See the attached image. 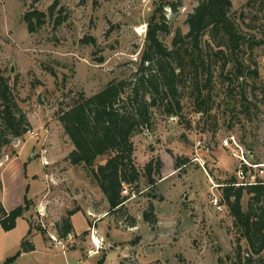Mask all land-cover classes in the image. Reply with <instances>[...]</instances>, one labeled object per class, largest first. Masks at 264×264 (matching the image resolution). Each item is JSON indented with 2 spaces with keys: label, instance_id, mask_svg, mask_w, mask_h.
<instances>
[{
  "label": "rangeland",
  "instance_id": "1",
  "mask_svg": "<svg viewBox=\"0 0 264 264\" xmlns=\"http://www.w3.org/2000/svg\"><path fill=\"white\" fill-rule=\"evenodd\" d=\"M51 2L40 0L33 8L46 12ZM197 2L60 0L68 13L66 22L54 29L48 21L36 33H29L23 14L30 9V0H0V68L29 123V130L0 148V158L18 154L0 168V188H7L8 210L32 199L40 186L39 198L44 200L41 210L33 211L32 204L24 217L17 218L13 229L5 231L0 225V264L21 249L29 222L35 230L28 236L34 251L21 252L7 264H230L239 234L226 206L221 203L223 208L218 211L212 199H220L219 187L235 175L236 160L221 146L225 136L233 134L252 152V161L264 164V0H231L237 22L241 13L244 16L239 24L243 33L262 40L253 54L259 77L256 98L245 104L248 114L239 112L238 96L229 98L219 84L206 119L188 103L181 117L154 114L153 127L136 134L132 141L136 165L142 168L150 158H158L160 177L154 176L152 185L143 179L138 188L125 185L127 194L121 195L128 198L123 206L110 210L106 198L84 192V183L95 184L82 166L66 160L72 145L58 121L59 111L74 95H91L136 68L147 22L155 9L162 6L170 25V33L160 36L169 46L177 30L187 31L185 18ZM168 3H174L175 8ZM86 37L92 40L85 42ZM198 140L203 145L199 149L195 147ZM195 156L198 162L192 160ZM105 158L98 157L94 166ZM176 158L187 162L177 167ZM39 172L47 175L43 183L31 181L28 191L24 178ZM261 177L264 179V174ZM246 200L244 195L243 208ZM79 205L90 206L94 214L86 215L87 228L80 234L82 243L77 244L83 251L64 256L60 247L74 248L77 242L71 240L73 231L60 237L57 224L70 211L66 208L77 210ZM150 206L151 221H146L143 213ZM84 217L80 215V219ZM239 244L244 250L243 238Z\"/></svg>",
  "mask_w": 264,
  "mask_h": 264
},
{
  "label": "trees",
  "instance_id": "2",
  "mask_svg": "<svg viewBox=\"0 0 264 264\" xmlns=\"http://www.w3.org/2000/svg\"><path fill=\"white\" fill-rule=\"evenodd\" d=\"M39 1L30 0V9L23 14L29 33H36L48 21L54 29L66 22L68 13L60 0H52L46 12L33 8ZM197 1L185 18L187 31L177 30L169 46L160 36L170 33V25L162 6L155 9L147 22L145 44L136 68L127 76L110 80L91 95L77 93L66 108L59 111L58 121L72 145L66 160L84 168L105 196L110 210L123 206L128 198L121 195L125 185L138 188L142 179L152 185L154 176L160 177L162 163L158 158H150L142 168L136 165L132 141L136 134L153 127L154 114L181 117L188 103L206 119L213 110L217 84L224 87L229 98L238 96L239 112L246 115L249 110L245 104L250 105L256 98L259 71L253 54L262 40L255 34L243 33L239 24L243 23L244 16L241 13L237 22L231 0ZM168 5L175 8L174 3ZM84 40L89 42L92 38ZM27 130L26 115L0 68V148ZM100 156L106 158L95 167L94 162ZM186 162L185 159L174 160L177 167ZM258 181L235 185L237 179L232 175L219 187L220 201L239 234L230 264H264V179ZM244 195H247L245 208L241 203ZM32 204L25 199L23 204L6 210L0 200L3 230L13 229L16 219L23 217ZM152 209L150 206L149 211L143 213L146 221H151ZM73 211L60 218L57 224L60 237L73 231L70 220ZM32 227L29 222L21 249L4 264L12 262L21 252L34 250L28 239ZM240 238L245 240L244 250L240 247Z\"/></svg>",
  "mask_w": 264,
  "mask_h": 264
},
{
  "label": "crops",
  "instance_id": "3",
  "mask_svg": "<svg viewBox=\"0 0 264 264\" xmlns=\"http://www.w3.org/2000/svg\"><path fill=\"white\" fill-rule=\"evenodd\" d=\"M252 153V152H251ZM32 154V153H31ZM33 156V155H32ZM18 157V154H16L14 157H11V158H5V156L4 157H1L0 158V168H2L6 163H8V162H11V160L13 159H16ZM255 162H257V161H255ZM259 162V161H258ZM260 163V162H259ZM43 168V167H42ZM41 172V171H40ZM38 173V174H32L30 177V179H29V176L28 175H26V177L24 178V179H26L27 181H28V191H30V188H31V181H37V182H40V183H43V181H44V178L47 176V175H45V173H43V175L41 174V173ZM87 183V182H86ZM84 183V185H83V190H84V192L85 193H87V195H93L94 197H96L97 198V196H99L100 197V199H105V197H104V195H103V193L100 191V189H99V187L97 186V185H92L91 183ZM41 185V184H40ZM1 189V188H0ZM6 189L7 188H5V190H2L1 189V191H0V194L2 193V199H1V202H3L2 204H4L3 206L5 207V209L6 210H8V209H10V208H7L6 207ZM40 189H41V186L40 187H38V188H36L35 190H34V197L32 198V199H30V200H32V202H33V207H32V209H33V211H35V212H38L37 210H41V208H42V206H43V202H44V200L43 199H41V198H39V195H41L40 194ZM90 192V194H88V192ZM43 195H44V193H43ZM41 199V200H40ZM38 200V201H37ZM104 201V203L106 202L105 200H103ZM107 203V202H106ZM78 207V209L77 210H74L73 211V213L71 214V216H70V220H71V224H72V226H73V232H72V234H71V237H72V239L71 240H73V241H75V242H77L76 243V245L75 246H73L74 248H67L66 250H65V252L63 253L62 252V254L65 256V254H67L68 252H70V253H73V252H77V249H79L81 252L83 251L82 249H80V248H82V247H77V244H80V243H82V238H81V236H80V234H81V232L82 231H84L86 228H87V221H86V215H92V214H94V211H93V209L90 207V206H88V205H86V206H81V205H79V206H77ZM66 209H69V210H71V208L70 207H68V208H66ZM64 211V210H63ZM61 214H63V212L61 213ZM60 214V215H61ZM80 215H82L83 217H84V219H80ZM24 217V216H23ZM44 217V216H43ZM43 217H40V218H42V220H43ZM75 219H76V224L78 225V227L76 226V224H75ZM84 220H85V225H83V222H84ZM43 222V221H42ZM44 225V224H43ZM42 225V226H43ZM94 229H95V227H94ZM35 232V230L34 229H32V231H31V234H30V236L33 234ZM89 240V239H88ZM45 241V240H44ZM46 242V245L47 246H49V244L50 243H48L47 242V240L45 241ZM72 246V245H71ZM79 246V245H78ZM34 250H32V251H30V252H25V253H31V252H33ZM65 258V257H64ZM78 261H81L80 259H78Z\"/></svg>",
  "mask_w": 264,
  "mask_h": 264
},
{
  "label": "built area",
  "instance_id": "4",
  "mask_svg": "<svg viewBox=\"0 0 264 264\" xmlns=\"http://www.w3.org/2000/svg\"><path fill=\"white\" fill-rule=\"evenodd\" d=\"M221 146L225 149H228L230 156L236 160L235 176L237 182L234 183L235 185H250V184L259 183L258 179H262L261 174H264V169H263L264 164L252 161L251 152H248L245 149V147L242 145V143L233 134H229L225 136L222 139ZM195 147L199 149L203 147V145L198 140V142H196L195 144ZM205 149L208 150V147H205ZM192 160L194 162H198L199 158L195 156ZM122 192L123 194H127L126 189H123ZM134 197H135L134 194L133 195L131 194V198ZM212 205L218 211H221L223 208V204H221L219 197L212 199ZM49 236L53 241H56V239L51 234ZM59 245L61 244L59 243ZM53 246L55 248L58 247L57 244ZM60 248L61 251L64 253L66 250L65 247L62 246Z\"/></svg>",
  "mask_w": 264,
  "mask_h": 264
},
{
  "label": "bare ground",
  "instance_id": "5",
  "mask_svg": "<svg viewBox=\"0 0 264 264\" xmlns=\"http://www.w3.org/2000/svg\"><path fill=\"white\" fill-rule=\"evenodd\" d=\"M92 241L94 244H96L98 246V240H97L96 236H93Z\"/></svg>",
  "mask_w": 264,
  "mask_h": 264
}]
</instances>
